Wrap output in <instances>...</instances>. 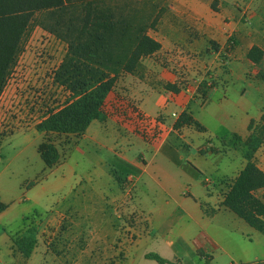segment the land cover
<instances>
[{
	"label": "crops",
	"instance_id": "1",
	"mask_svg": "<svg viewBox=\"0 0 264 264\" xmlns=\"http://www.w3.org/2000/svg\"><path fill=\"white\" fill-rule=\"evenodd\" d=\"M77 4L125 10L127 17L136 10L144 14L147 34L161 49L142 60L139 73L122 75L110 98L121 93L119 82H126L128 102L144 116L162 120L167 132L154 146L113 117L93 121L80 137L64 135L62 150L75 144L78 165L85 173L64 200L78 193L81 205L95 194V215L103 216L95 225L100 244L109 242L103 235L108 229L102 208L110 201L116 211L122 207L124 217L137 214L141 220L140 227L127 228L138 232L128 246L145 238L163 250L155 254L173 264H264V234L223 205L247 164L242 144L234 137L246 139L250 124H259L264 115V0H78ZM229 36L235 42L232 48ZM254 47L263 52L257 64L248 58ZM205 69L214 74L204 99L201 88L210 79L205 78ZM184 112L200 129L174 128ZM58 136L55 139L62 137ZM59 152L54 167L67 165L66 153ZM254 160L264 172V143ZM256 195L264 200V190ZM66 203L47 216L64 211ZM110 223L113 228V220Z\"/></svg>",
	"mask_w": 264,
	"mask_h": 264
},
{
	"label": "trees",
	"instance_id": "2",
	"mask_svg": "<svg viewBox=\"0 0 264 264\" xmlns=\"http://www.w3.org/2000/svg\"><path fill=\"white\" fill-rule=\"evenodd\" d=\"M77 3L78 0H0V96L23 51L24 38L35 24L67 45L53 81L68 93V98L65 105L51 111L36 126L39 133L80 137L93 121L116 117L134 134L154 146L159 145L167 132L162 120L144 116L127 100L119 101L117 96L110 98L122 75L139 73L142 60L161 49L147 34V19L137 10L127 17L125 10L80 8ZM262 55L263 52L254 47L248 58L257 64ZM211 87L206 83L202 86L204 99ZM184 125L200 129L187 112L174 128ZM249 131L250 135L244 140L234 137L242 144L247 164L226 194L223 205L264 234V200L256 195L264 190V172L254 160L264 143V115L259 124H250ZM38 152L49 169L60 160L52 138L43 141ZM6 208L0 202V214ZM39 234V225H32L13 239V245L21 255L30 258ZM146 258L158 264H173L157 254H148Z\"/></svg>",
	"mask_w": 264,
	"mask_h": 264
},
{
	"label": "rangeland",
	"instance_id": "3",
	"mask_svg": "<svg viewBox=\"0 0 264 264\" xmlns=\"http://www.w3.org/2000/svg\"><path fill=\"white\" fill-rule=\"evenodd\" d=\"M66 52L64 42L33 24L0 96V202L7 206L0 214V264H125L126 261L128 264H158L145 258V254L163 251L158 250L155 242L148 243L142 238L136 245L128 246L137 239L138 232L127 231V228L141 225L137 214L124 217L122 207L116 211V205L106 202L102 209L108 232L103 235L109 242L100 244L96 241L95 225L103 216L95 215V194H90L91 198L81 205L79 202L83 200H79L78 193L64 200L71 185L85 177L78 165L80 154L75 144L65 152L62 150L65 137L58 136L56 146L66 153L67 165L61 162L53 169L47 168L38 152L39 145L46 139L57 140L54 135L39 133L36 126L51 111L66 103L68 93L53 81V74ZM212 74L214 70L205 69V78ZM180 81L182 85L187 82ZM122 83L119 82L121 93L116 94L119 101L127 100L124 92L127 83ZM192 108L196 105L192 104ZM81 187L85 188V183ZM201 193L206 195L207 191ZM64 202H67L66 210L47 216ZM118 215L123 218L118 219ZM32 225H39L41 235L32 256L25 258L14 247L13 239ZM196 260L199 259L196 257Z\"/></svg>",
	"mask_w": 264,
	"mask_h": 264
},
{
	"label": "built area",
	"instance_id": "4",
	"mask_svg": "<svg viewBox=\"0 0 264 264\" xmlns=\"http://www.w3.org/2000/svg\"><path fill=\"white\" fill-rule=\"evenodd\" d=\"M234 44H235L234 40L232 39L231 36H229L228 37V45L229 46L231 45V47H232V46H234ZM206 84H207V86H212V84H213L212 78H210L209 80H207ZM173 117L176 118L177 115L176 114H173ZM127 180H131V178L127 177ZM205 258H206V260H209L211 258V254L209 252H207L205 254Z\"/></svg>",
	"mask_w": 264,
	"mask_h": 264
}]
</instances>
